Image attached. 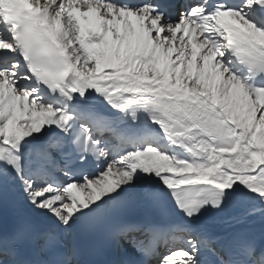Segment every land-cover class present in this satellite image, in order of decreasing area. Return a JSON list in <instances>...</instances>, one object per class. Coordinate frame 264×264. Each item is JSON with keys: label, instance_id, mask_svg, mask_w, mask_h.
Listing matches in <instances>:
<instances>
[{"label": "snow or ice", "instance_id": "1", "mask_svg": "<svg viewBox=\"0 0 264 264\" xmlns=\"http://www.w3.org/2000/svg\"><path fill=\"white\" fill-rule=\"evenodd\" d=\"M0 264H264V0H0Z\"/></svg>", "mask_w": 264, "mask_h": 264}]
</instances>
